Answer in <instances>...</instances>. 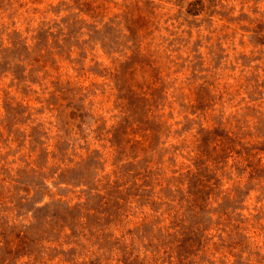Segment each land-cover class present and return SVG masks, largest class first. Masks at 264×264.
Listing matches in <instances>:
<instances>
[{"label":"rangeland","instance_id":"1","mask_svg":"<svg viewBox=\"0 0 264 264\" xmlns=\"http://www.w3.org/2000/svg\"><path fill=\"white\" fill-rule=\"evenodd\" d=\"M0 264H264V0H0Z\"/></svg>","mask_w":264,"mask_h":264}]
</instances>
